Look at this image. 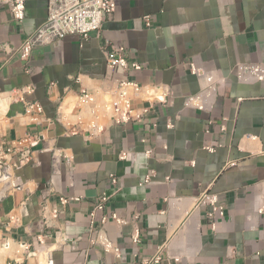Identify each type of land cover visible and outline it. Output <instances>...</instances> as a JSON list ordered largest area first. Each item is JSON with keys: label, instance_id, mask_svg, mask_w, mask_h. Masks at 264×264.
Segmentation results:
<instances>
[{"label": "crops", "instance_id": "obj_1", "mask_svg": "<svg viewBox=\"0 0 264 264\" xmlns=\"http://www.w3.org/2000/svg\"><path fill=\"white\" fill-rule=\"evenodd\" d=\"M116 1L117 12L87 41L68 36L36 48L29 62L0 49V108L8 109L0 113V138L39 141L32 163L18 174L21 188L0 203L1 239L15 243L17 254L22 250L7 263L141 264L165 244L190 239L193 254L182 264H264V213L256 209L264 200V82L236 79L238 64L264 62V0ZM48 7V0H27L23 23L0 9V46L19 49L47 21ZM113 44L125 46L130 60L142 65L132 80L169 86L174 104L137 101V113L149 109L141 120L94 137L71 135L81 88L109 92L124 76L108 68L105 49ZM192 64L218 80L210 111L185 105L201 89ZM27 102L42 104L39 122L26 114ZM124 152L128 160L120 159ZM153 170V182L141 186ZM206 192L219 195L225 207L215 232L192 203L176 210L166 203ZM104 194L106 211L98 212L96 231H90ZM63 198L81 200L63 205ZM114 213L139 217L140 245L131 241L133 221L119 227ZM104 215L120 259L91 246ZM12 216L20 222L12 224Z\"/></svg>", "mask_w": 264, "mask_h": 264}, {"label": "built area", "instance_id": "obj_2", "mask_svg": "<svg viewBox=\"0 0 264 264\" xmlns=\"http://www.w3.org/2000/svg\"><path fill=\"white\" fill-rule=\"evenodd\" d=\"M47 21L29 37L19 49H11L8 45L0 46V49L9 50L11 54H17L23 61L29 62L34 50L38 47L53 44L63 40L68 36H80L84 41L89 40L91 35L102 29L106 17H112L117 12L116 0H48ZM8 8L12 19L17 23H23L26 19L27 0H0V9ZM108 68L115 73L122 71V77L114 80L115 87L112 91L93 92L86 88H81L77 97L79 111L75 115L76 123L68 124L71 135L87 133L90 136H97L113 125H124L132 121H139L149 109H143L142 113H137L135 103L137 101L146 103H159L163 107L174 104L175 95L167 85L142 86L132 77L142 71V65L130 60L125 46L111 45L105 49ZM191 72L200 82L199 93L188 97L185 105L188 108H196L199 111H210L214 108L215 98L218 94V80L213 73L201 72L195 64L191 65ZM236 79L240 83H263L264 82V62L252 64H238L236 67ZM76 82L80 83L79 78ZM34 92V89L28 91ZM24 101V99H23ZM44 113V108L39 102H27L26 114L34 123L39 122L40 115ZM224 128V127H223ZM39 145L38 139L32 136L17 141H7L0 138V203L8 197L14 190L21 188L18 174L33 161L32 150ZM209 152H215L214 148H208ZM150 154V153H148ZM121 160H128V153H122ZM153 170L145 176L141 186L153 182L156 177ZM113 184H117L115 175H111ZM170 182V177L166 178ZM81 198L61 199L63 205H68L72 201L78 202ZM109 196L104 194L100 198L95 210L91 214L92 222L89 230L96 231V218L98 212H105ZM166 203L169 209H181L186 204L192 203L196 215L202 216L209 223L213 232L216 231V221L218 217L225 216V207L219 195L209 192L200 196L188 198H167ZM257 211L264 213V200H260ZM47 208L45 207V211ZM53 217L58 218V211L53 212ZM119 227L127 225L130 220L134 223V230L131 241L134 245L142 243L141 229L137 222L139 217L123 219L117 213L110 216ZM12 224H18L20 219L16 216L10 218ZM109 216L104 215L101 220L102 229L98 230L97 236L90 241L91 246L100 247L106 253L114 254L121 258V248L107 235L104 226L107 224ZM201 220H196L193 224L198 226L200 232ZM46 226H50L45 218ZM192 225V223H191ZM190 225V226H191ZM189 228V227H188ZM187 231V229H186ZM188 235V233L186 234ZM46 238V237H43ZM40 244H45L42 237L38 238ZM11 241H6L5 246L10 247ZM193 243L184 239L175 244L167 243L158 249L153 257L142 260L141 264H182L185 258L192 256ZM26 246H22L24 248Z\"/></svg>", "mask_w": 264, "mask_h": 264}, {"label": "bare ground", "instance_id": "obj_3", "mask_svg": "<svg viewBox=\"0 0 264 264\" xmlns=\"http://www.w3.org/2000/svg\"><path fill=\"white\" fill-rule=\"evenodd\" d=\"M3 111L7 112L8 109L2 110V108H0V112H3ZM13 246H16V244L13 242L11 243L10 247H6L5 245H4V247H2V245L0 244V264H8L7 260H8L9 255L15 251V248H12ZM20 251H21V249L19 248V252L17 255H20ZM12 257H14V256H12ZM38 260H39V264H46V260L44 261V259H42V258L38 259Z\"/></svg>", "mask_w": 264, "mask_h": 264}, {"label": "rangeland", "instance_id": "obj_4", "mask_svg": "<svg viewBox=\"0 0 264 264\" xmlns=\"http://www.w3.org/2000/svg\"><path fill=\"white\" fill-rule=\"evenodd\" d=\"M1 114H5L6 113V111H3V112H0ZM1 232V231H0ZM0 237H1V233H0ZM2 238V237H1ZM0 238V244L2 245V247H4V245L3 244H5V242H3L2 241V239ZM13 247H15V255L17 254V250L16 249H18L16 246H13ZM21 252H22V250L20 251V255H21ZM20 255H19V257H20ZM9 257H12L11 255L9 256ZM9 257H8V260H9ZM8 262V261H7Z\"/></svg>", "mask_w": 264, "mask_h": 264}]
</instances>
